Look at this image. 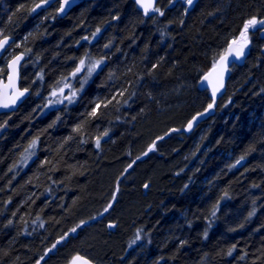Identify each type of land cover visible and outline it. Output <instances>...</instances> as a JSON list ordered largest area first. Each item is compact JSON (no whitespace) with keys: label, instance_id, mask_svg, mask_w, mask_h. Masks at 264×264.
Instances as JSON below:
<instances>
[{"label":"trees","instance_id":"1","mask_svg":"<svg viewBox=\"0 0 264 264\" xmlns=\"http://www.w3.org/2000/svg\"><path fill=\"white\" fill-rule=\"evenodd\" d=\"M41 1L0 4V37L14 38L0 79L4 59L23 52L21 85L31 90L0 116V264H67L76 254L95 264H264L256 25L213 114L178 132L211 104L200 77L249 19L264 20V0H199L188 13L182 0H160L149 17L131 0H83L62 19L58 0L33 13ZM83 58L103 66L75 105L41 115L35 88L45 93Z\"/></svg>","mask_w":264,"mask_h":264},{"label":"water","instance_id":"2","mask_svg":"<svg viewBox=\"0 0 264 264\" xmlns=\"http://www.w3.org/2000/svg\"><path fill=\"white\" fill-rule=\"evenodd\" d=\"M56 0H47V1H41L37 4H41L42 6L39 8H36L35 5L33 9V13L37 14L41 11L47 10L53 3H55ZM83 0H58V9H57V16L59 19L64 18L70 10H72L74 7L78 6ZM135 9L141 13L143 17H148V16H154L157 11H153L151 8L149 9L147 15H145L144 8H142L139 4L136 3V0H131ZM160 0H152V8L157 7L158 3ZM186 1V10L185 12L188 13L198 2L199 0H193V3L191 5L188 4L187 0ZM61 5H63V10L61 11ZM8 37V45L5 46V48L0 51V60L1 58L5 55V53L8 51V49L11 47V45L14 42V38L10 36ZM4 37L0 38L3 39ZM261 38H264V31L261 33ZM231 44V43H230ZM229 44V45H230ZM229 45L226 47L225 52L222 54L227 53V49ZM235 47V45H233ZM250 45L247 44V47L244 50V55L240 59H236L234 55L228 56V60L225 62L224 67L227 69L226 71L223 72V80H222V86H221V80H220V71L221 67L219 64H217V67L215 71L213 70V66L206 72L204 73L198 83H197V89L199 91H206L208 93V97L211 101V104L213 105L211 109L207 108L205 111L202 113L196 114L193 116L188 123L185 125V127L178 131V132H183L184 134H189L193 132L198 125L203 122L206 118L210 117L213 112L214 108L216 106V103L218 102L219 99H221L225 93V88H226V83L227 80L230 76L231 69L233 66H242L244 64V61L249 53ZM262 55L264 56V47L261 50ZM22 55V59L19 61L18 65L16 66V71L15 74L13 75V79H9V76L12 75V70L9 69L8 65L10 61H12L16 56ZM220 58V57H219ZM219 58L216 60V62L219 61ZM25 60V56L22 52H18L16 55L11 57V59L7 62L6 65V76L4 79L0 80V103L7 102L9 103L8 108L0 107V116L1 115H9L17 111V109L28 99V97L31 95V90L28 88H24L21 86V69L23 66ZM211 73V75H209ZM208 77L205 79V77ZM217 88L218 91H216L215 98H213V89ZM24 89H27V92L18 99H16L15 104L11 103V100L16 97L17 93L19 91H23ZM195 117V120L193 118ZM192 121V127L191 129H188V124L189 122ZM245 160H239V163H235V168H240L243 166ZM147 187H143L142 190L144 194L146 193L148 189V184H146ZM76 257H79V260L75 261V264H94L84 256L80 254H76L73 256L70 261L67 264H73V261L75 260Z\"/></svg>","mask_w":264,"mask_h":264},{"label":"rangeland","instance_id":"3","mask_svg":"<svg viewBox=\"0 0 264 264\" xmlns=\"http://www.w3.org/2000/svg\"><path fill=\"white\" fill-rule=\"evenodd\" d=\"M5 0H0V4H2ZM184 5H186V2L183 1ZM2 9L5 12V9L8 10L7 6L5 4L2 5ZM259 29V32L261 33L262 31H264V25H260L257 24L256 25ZM250 31L253 32V28L249 29ZM2 35V30L0 29V36ZM249 40V39H248ZM15 45H19L20 43H15ZM264 47V46H263ZM11 58V54H9L3 61V65L6 66V63L10 60ZM82 59H80L77 63H76V68L80 66V61ZM85 61V65L82 68V70L80 72H78L75 76L72 75L73 72H75V70H73L71 72L70 75L65 77H61L58 79V81H56L54 84H52L48 90L45 93H42V89L39 88H35L34 90V97L37 98L38 100H42V108H41V115L46 114L47 112L57 109L59 107H70L75 105L78 96L81 94V92L83 91V89L85 88V86H87V84L93 79V77L97 74V72L102 68L103 66V62L101 64H99V66H97L95 68V70L89 75L88 74V67L92 64H94L96 61H101V60H87L84 59ZM79 81V83H78ZM61 89H63V91L61 92ZM55 92L56 95L53 96L52 93ZM71 92H75L76 95L72 98V102L69 103L68 100L64 99L65 96L70 95ZM35 149H36V144L33 145V143H31L29 145V147L27 148V151L23 157L24 160H22L24 162V164H28L31 159H33L34 155H35ZM110 229L114 228V225H112V227L109 226Z\"/></svg>","mask_w":264,"mask_h":264},{"label":"snow or ice","instance_id":"4","mask_svg":"<svg viewBox=\"0 0 264 264\" xmlns=\"http://www.w3.org/2000/svg\"><path fill=\"white\" fill-rule=\"evenodd\" d=\"M188 4L191 5L193 3V0H187ZM136 3L139 4L142 8H144V12L145 15H147L149 9L151 8L153 11H159V9H155L152 8V0H136ZM41 4H37L35 7L39 8L41 7ZM35 10V9H33ZM63 10V5H61V11ZM161 15H163V13H160ZM260 24V25H264V20H257L255 17L249 19L243 27V30L240 32V38L239 40L234 39L231 44L229 45L228 49H227V53L224 55H221L219 58L218 62H214L213 64V70L215 71L217 64L220 65L221 67V71H220V80H221V86H222V80H223V72L226 71L227 69L224 67L225 62L228 60V56L230 55H234L236 57V59H240L243 55H244V50L247 47L248 44V30L250 28H253L255 25ZM97 32H99V29H97ZM85 39H87V37H85ZM8 45V37H4L3 39H0V51H2L5 46ZM233 45H235V47H233ZM17 47H19V45H17ZM22 55H18L16 56L12 61H10L8 67L9 69L12 70V75L9 76V79H13V75L15 74L16 71V66L18 65L19 61L22 59ZM103 61H96L94 64L90 65L87 69L88 74L90 75L97 66H99V64H101ZM85 65V61L82 59L80 61V66L76 68L75 72L72 73L73 76H75L78 72H80L82 70V68ZM209 75H211V73H209ZM208 77L206 76L205 79H207ZM63 91V89H61V92ZM216 91H218L217 88L213 89V98H215L216 95ZM25 92H27V89H24L23 91H19L16 95L15 98H13L11 100L12 104H15L16 99H18L19 97L23 96L25 94ZM53 96L56 95L55 92L52 93ZM76 95L75 92H71L70 95L65 96L64 99L68 100L69 103L72 102V98ZM10 105L7 102L4 103H0V107H4V108H8ZM212 104L208 105V108L211 109L212 108ZM97 107H99V105H97ZM92 115H95V111L92 113ZM193 120H195V117L193 118ZM192 127V121L189 122L188 124V129H191ZM107 133H105L106 135ZM35 144V141H33V145ZM97 147H99V138L97 139ZM152 148L149 149V151H151ZM147 153H145L146 155ZM139 159V157H138ZM237 163H239V161H237ZM129 167H131V165H129ZM127 171V169L125 170ZM145 187H147V185H145ZM109 207H111V205H109ZM108 209L106 208L105 211H107ZM213 215H215V213L213 212ZM110 227H112V225H110ZM73 231H75V229H73ZM137 239H139V235L137 236ZM59 243V241H58ZM53 247H55V245H53ZM50 251V250H49ZM79 257H76L75 260L73 261V264H75L76 260H79ZM86 264V262H85Z\"/></svg>","mask_w":264,"mask_h":264},{"label":"flooded vegetation","instance_id":"5","mask_svg":"<svg viewBox=\"0 0 264 264\" xmlns=\"http://www.w3.org/2000/svg\"><path fill=\"white\" fill-rule=\"evenodd\" d=\"M182 3H184V2L182 1ZM53 4H54V3H53ZM53 4H52V5H53ZM52 5H51V6H52ZM51 6H50V7H51ZM50 7H49V8H50ZM49 8H48V9H49ZM55 9H56V15H57L58 3L56 4Z\"/></svg>","mask_w":264,"mask_h":264},{"label":"bare ground","instance_id":"6","mask_svg":"<svg viewBox=\"0 0 264 264\" xmlns=\"http://www.w3.org/2000/svg\"><path fill=\"white\" fill-rule=\"evenodd\" d=\"M6 65H7V63H6ZM5 70H6V66H5ZM187 123H188V122H187ZM187 123H186V124H187ZM186 124H185V125H186ZM184 127H185V126H184Z\"/></svg>","mask_w":264,"mask_h":264}]
</instances>
